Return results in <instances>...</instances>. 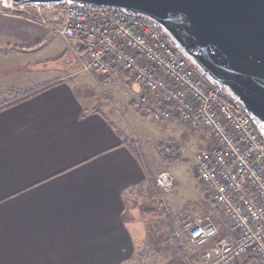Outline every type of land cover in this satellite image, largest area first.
<instances>
[{
	"label": "crops",
	"instance_id": "crops-1",
	"mask_svg": "<svg viewBox=\"0 0 264 264\" xmlns=\"http://www.w3.org/2000/svg\"><path fill=\"white\" fill-rule=\"evenodd\" d=\"M78 47L0 14V264H183L168 217L155 221L145 151L108 117Z\"/></svg>",
	"mask_w": 264,
	"mask_h": 264
},
{
	"label": "built area",
	"instance_id": "built-area-1",
	"mask_svg": "<svg viewBox=\"0 0 264 264\" xmlns=\"http://www.w3.org/2000/svg\"><path fill=\"white\" fill-rule=\"evenodd\" d=\"M0 14L49 26L70 46L78 40L74 55L81 71L101 90L113 83L138 87L142 96L134 110L141 115L208 133L211 147L196 155L195 174L229 224V235L220 236L209 217L175 227L182 263L264 264V128L237 97L212 81L209 88L158 26L126 10L0 0ZM155 185L165 197L175 180L164 171Z\"/></svg>",
	"mask_w": 264,
	"mask_h": 264
},
{
	"label": "water",
	"instance_id": "water-1",
	"mask_svg": "<svg viewBox=\"0 0 264 264\" xmlns=\"http://www.w3.org/2000/svg\"><path fill=\"white\" fill-rule=\"evenodd\" d=\"M118 8L153 22L264 128V0H13Z\"/></svg>",
	"mask_w": 264,
	"mask_h": 264
},
{
	"label": "rangeland",
	"instance_id": "rangeland-1",
	"mask_svg": "<svg viewBox=\"0 0 264 264\" xmlns=\"http://www.w3.org/2000/svg\"><path fill=\"white\" fill-rule=\"evenodd\" d=\"M74 69L78 71L80 66L74 64ZM198 73L206 80L207 86L212 87L210 80H207L199 69ZM110 86L105 90L98 88L99 96L107 103L108 108L113 111L119 121H115L113 116L108 117L115 122L120 131L134 143L138 150L145 151V158L154 175V181L157 175L164 171L169 172L175 180V188L171 194L161 197L157 188V191L155 190V221L164 223L168 217L174 231L175 227H180L183 223L196 222L207 217L221 220V215L215 207L210 192L199 183L195 174L196 155L211 147L212 141L209 134L203 130H190L175 119L168 123H157L152 118L134 110L135 101L142 95L136 97L132 106H129L133 97L129 89L120 85L122 99L116 102L108 91ZM147 97L150 104H155L154 96L148 95ZM174 147L180 151L179 159L173 163H165L161 155L165 157L173 155L171 149ZM221 224L226 226L221 236H228L229 224L224 218ZM206 249L207 247H204L199 250L195 257L199 258ZM157 264L164 263L157 262Z\"/></svg>",
	"mask_w": 264,
	"mask_h": 264
},
{
	"label": "trees",
	"instance_id": "trees-1",
	"mask_svg": "<svg viewBox=\"0 0 264 264\" xmlns=\"http://www.w3.org/2000/svg\"><path fill=\"white\" fill-rule=\"evenodd\" d=\"M160 29V32H161V34L164 36V37H166V38H168V39H170V37L168 36V34L166 33V32H164L161 28H159ZM206 77V76H205ZM207 78V77H206ZM208 79V78H207ZM226 89V88H225ZM227 90V89H226ZM228 92H230L229 90H227ZM231 93V92H230ZM35 94H37V93H32V94H30V95H27V96H25L23 99H27V98H30V97H32L33 95H35ZM128 143V142H127ZM128 146L131 148V150L133 151V152H135L136 154L138 153V148L133 144V142L131 143V142H129L128 143ZM172 150V153H173V155H171V156H169V157H165L163 154L161 155V157H162V160L165 162V163H173V162H176L178 159H179V149H177L176 147H174L173 149H171ZM171 153V154H172ZM137 155H139V154H137ZM215 204V203H214ZM215 207H216V205H215ZM216 209H217V207H216ZM218 210V209H217ZM219 211V210H218ZM219 214L221 215L220 216V219L221 220H223V215L220 213V211H219ZM210 218V217H209ZM212 219V218H211ZM225 219V218H224ZM213 220V222L215 223V225L219 228V231H220V236L224 233V230H226V226H225V224H221V220H219V219H212ZM226 220V219H225ZM227 222V221H226ZM172 234H173V232H172Z\"/></svg>",
	"mask_w": 264,
	"mask_h": 264
}]
</instances>
